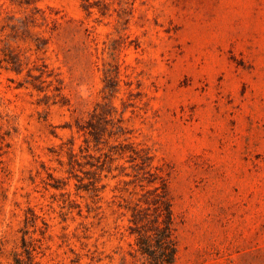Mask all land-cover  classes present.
<instances>
[{
    "label": "rangeland",
    "instance_id": "obj_1",
    "mask_svg": "<svg viewBox=\"0 0 264 264\" xmlns=\"http://www.w3.org/2000/svg\"><path fill=\"white\" fill-rule=\"evenodd\" d=\"M162 183L174 264H264V0H0V264H144Z\"/></svg>",
    "mask_w": 264,
    "mask_h": 264
},
{
    "label": "trees",
    "instance_id": "obj_2",
    "mask_svg": "<svg viewBox=\"0 0 264 264\" xmlns=\"http://www.w3.org/2000/svg\"><path fill=\"white\" fill-rule=\"evenodd\" d=\"M151 194L142 200L145 207L133 210L129 219L134 223L130 228L135 236L134 250L144 264H174V218L165 184L155 187Z\"/></svg>",
    "mask_w": 264,
    "mask_h": 264
}]
</instances>
